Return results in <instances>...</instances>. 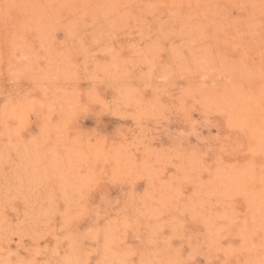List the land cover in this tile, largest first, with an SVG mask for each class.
Wrapping results in <instances>:
<instances>
[{"label": "rangeland", "instance_id": "374dc122", "mask_svg": "<svg viewBox=\"0 0 264 264\" xmlns=\"http://www.w3.org/2000/svg\"><path fill=\"white\" fill-rule=\"evenodd\" d=\"M0 264H264V0H0Z\"/></svg>", "mask_w": 264, "mask_h": 264}]
</instances>
